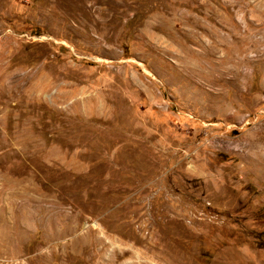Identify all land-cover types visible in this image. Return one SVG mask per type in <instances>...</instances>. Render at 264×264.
Segmentation results:
<instances>
[{"label":"rangeland","instance_id":"rangeland-1","mask_svg":"<svg viewBox=\"0 0 264 264\" xmlns=\"http://www.w3.org/2000/svg\"><path fill=\"white\" fill-rule=\"evenodd\" d=\"M0 264H264V0H0Z\"/></svg>","mask_w":264,"mask_h":264}]
</instances>
